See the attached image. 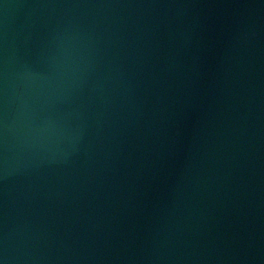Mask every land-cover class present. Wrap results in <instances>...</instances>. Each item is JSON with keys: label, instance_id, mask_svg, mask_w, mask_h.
<instances>
[{"label": "water", "instance_id": "obj_1", "mask_svg": "<svg viewBox=\"0 0 264 264\" xmlns=\"http://www.w3.org/2000/svg\"><path fill=\"white\" fill-rule=\"evenodd\" d=\"M0 264H264V0H0Z\"/></svg>", "mask_w": 264, "mask_h": 264}]
</instances>
